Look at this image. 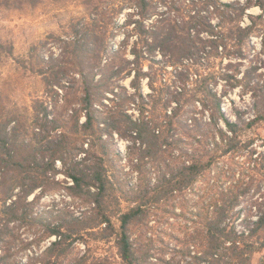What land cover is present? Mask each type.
<instances>
[{
  "label": "trees",
  "instance_id": "trees-1",
  "mask_svg": "<svg viewBox=\"0 0 264 264\" xmlns=\"http://www.w3.org/2000/svg\"><path fill=\"white\" fill-rule=\"evenodd\" d=\"M118 2L94 3L88 19L60 39L59 52L40 58L44 91L28 118L0 103V242L9 222L32 216L37 200L29 195L62 187L58 160L71 181L67 194L92 206L69 224L48 222L47 235L56 239L46 252H63L80 230L98 227L101 238L114 236L122 264H254L264 248V152L244 168L243 180L231 164L264 116L246 120L237 112L233 120L223 99L243 86L240 68L230 67H239L250 37L260 35L264 46V0ZM133 6L119 45L110 48L115 32L107 35V27ZM252 6L260 12H248ZM132 33L129 59L122 51ZM154 54L180 68L173 85H162L167 92L143 70V60L157 62ZM209 58L228 61L202 62ZM128 76L132 93L120 82ZM115 136L129 141V198L112 160L121 157ZM121 200L132 204L122 210Z\"/></svg>",
  "mask_w": 264,
  "mask_h": 264
},
{
  "label": "rangeland",
  "instance_id": "rangeland-1",
  "mask_svg": "<svg viewBox=\"0 0 264 264\" xmlns=\"http://www.w3.org/2000/svg\"><path fill=\"white\" fill-rule=\"evenodd\" d=\"M98 2H101V7L114 5V8H117L119 4L118 0H0V103L4 110L16 112L22 122L29 117L32 113L33 101L40 98L44 91L42 77L37 73L42 66L40 58L57 54L60 39L68 36L71 24L77 20L88 19L90 13L94 11L93 4ZM133 9L134 6L124 8L107 27V35L115 32L114 36L109 35L110 48L119 45L123 37L121 24L127 12ZM247 11L254 15L260 12L256 6L250 7ZM244 22L247 23L248 19L244 18ZM132 26L133 24L127 30H132ZM133 45L134 33L130 35L122 51L129 59L132 55L128 51ZM244 52L245 58L241 60L239 67L237 64H232L230 67L235 70L240 68L237 76L245 77L243 86L229 90L223 99L225 113L233 120L236 119L237 112L246 120L258 113L264 116V46L262 48L260 35L250 37ZM154 58L157 62L147 59L141 62L143 70L153 78L158 88H162L164 84L173 85L177 78L176 71L180 68H175L159 54H154ZM227 61L226 58L222 61L219 58L202 60L204 64L219 67ZM231 61L236 63L238 60ZM129 80L128 76L120 82L127 87L129 93H132ZM222 83L221 80L218 82L217 90H221ZM141 86L143 93L150 91L147 77L142 79ZM163 90L168 91L165 87ZM230 99L233 102H230ZM128 111L137 114L134 107H130ZM246 132L252 138L251 143L246 146L240 157L234 158L231 164L232 168H234L233 164L236 165L235 177L240 180L244 178V168L264 152V117ZM114 138L121 157H113L112 160L118 169L117 176L124 184V190L127 191L126 184H134V170L131 169L127 157L126 145L129 141L116 136ZM61 168L60 162L56 160L58 172L55 179L62 187L45 193L37 189L28 197V200L32 198L37 200L32 216L8 223L6 234L0 242V254L4 256L0 264H45L48 261L49 264H122L114 236L101 238L98 227L80 230L67 241L70 244L63 252L58 249L46 252L49 244L56 239L55 235H47L48 222L69 224L73 216H83L85 211L87 215L91 213V204L67 194L63 186L71 184V181L62 173ZM127 192L128 198L134 196V190L130 192L131 194ZM131 204L132 202L121 200L119 207L124 210ZM77 228L81 227L77 226ZM131 230L134 232V225ZM262 258H264V248L253 255V263L257 264Z\"/></svg>",
  "mask_w": 264,
  "mask_h": 264
}]
</instances>
